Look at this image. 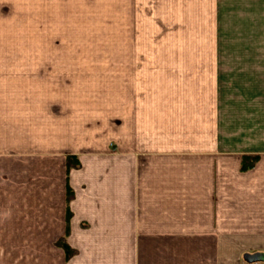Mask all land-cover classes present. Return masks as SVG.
<instances>
[{
  "label": "crops",
  "instance_id": "crops-1",
  "mask_svg": "<svg viewBox=\"0 0 264 264\" xmlns=\"http://www.w3.org/2000/svg\"><path fill=\"white\" fill-rule=\"evenodd\" d=\"M24 1L0 0V264H264L245 259L264 253V0L125 13L112 115L67 109L44 54L61 0H39L36 51L4 24Z\"/></svg>",
  "mask_w": 264,
  "mask_h": 264
},
{
  "label": "rangeland",
  "instance_id": "rangeland-1",
  "mask_svg": "<svg viewBox=\"0 0 264 264\" xmlns=\"http://www.w3.org/2000/svg\"><path fill=\"white\" fill-rule=\"evenodd\" d=\"M21 1L19 5L22 7ZM157 1L159 4L164 2L61 0L62 13L57 16V23L47 25L43 34L46 41L44 54L56 59V68L51 66V69L63 73L62 98L63 103L68 105L67 109L70 110L72 106L76 108L80 104L92 110H108L109 114H116L120 66L134 54L133 47L120 44L128 38L123 36L124 33L127 35L133 32V25L123 24L121 20L123 16H127L125 13L128 14L136 7L140 8L143 18L148 15L150 17V11L153 14L151 6ZM39 4V0H26L24 5L31 7L30 14L14 13L9 16L8 21H4V24L7 22L14 25V37L19 38V45L33 51H36L37 44L36 11ZM23 23H28L30 28ZM21 38L24 39L20 41ZM138 48L141 49L140 46ZM46 64L49 65L50 62L46 61ZM110 147L115 146L111 143Z\"/></svg>",
  "mask_w": 264,
  "mask_h": 264
},
{
  "label": "trees",
  "instance_id": "trees-1",
  "mask_svg": "<svg viewBox=\"0 0 264 264\" xmlns=\"http://www.w3.org/2000/svg\"><path fill=\"white\" fill-rule=\"evenodd\" d=\"M75 161V162H74ZM256 158H243L242 162H241V171H246L249 168H251L253 166V164L255 163ZM67 170L71 169V168H75L78 167V162L76 161V159L69 157L67 158ZM70 194V192H69ZM70 198V196H69ZM68 250V249H65ZM67 255H69V251H66Z\"/></svg>",
  "mask_w": 264,
  "mask_h": 264
},
{
  "label": "water",
  "instance_id": "water-1",
  "mask_svg": "<svg viewBox=\"0 0 264 264\" xmlns=\"http://www.w3.org/2000/svg\"><path fill=\"white\" fill-rule=\"evenodd\" d=\"M246 261L249 263H254V262H262L264 263V253H257L254 255H247L245 257Z\"/></svg>",
  "mask_w": 264,
  "mask_h": 264
}]
</instances>
